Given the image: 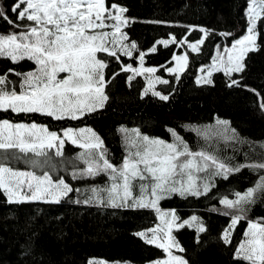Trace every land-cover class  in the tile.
Wrapping results in <instances>:
<instances>
[{"label":"snow or ice","instance_id":"snow-or-ice-1","mask_svg":"<svg viewBox=\"0 0 264 264\" xmlns=\"http://www.w3.org/2000/svg\"><path fill=\"white\" fill-rule=\"evenodd\" d=\"M126 12L127 8L114 2L109 4L108 0H13L7 8L0 3V21L14 29L0 33V59L16 65L27 60L34 65L27 72L9 68L7 72L0 73V112L22 116L39 114L62 121L80 120L103 109L109 100L107 85L119 73L106 79L105 70L109 65L100 54L120 62L119 54L132 57L135 52L139 67L121 63L120 70L131 73L127 76L129 86L137 76L147 74L148 86L143 95L151 93L162 101H168L169 95L157 91L155 86L169 84V81L155 75L157 68L144 66L148 53L140 51L136 42L124 31L132 23L125 16ZM246 23L244 35L235 39L231 47H225L223 54L218 49L212 64L200 68V72L205 74L197 78V84H212L214 72H223L231 78L234 73L244 71L247 54L259 50L258 41L264 31V0H248ZM198 30L203 38L194 43L189 42L187 36L177 40L174 35L156 43L165 48L170 44H187L192 52L198 53L210 34L207 29ZM222 35L229 36L231 33ZM148 51L155 53L157 48L153 46ZM172 59L176 62L175 67L165 70L178 81L179 74L188 67L189 56L185 52L180 56L174 55ZM12 76L17 79H11ZM233 86L239 87L240 81L230 79L228 87ZM250 91L260 97L254 89ZM259 107L264 110V97L260 98ZM168 131L174 137L172 143L150 138L138 128L121 127L119 132L124 137L128 154L117 166L107 158L103 139L91 128H67L61 135L34 121L25 123L0 119V190L9 203H60L73 191H80L73 189L63 178L54 181L50 175L51 171L65 163L55 158L64 157L65 140H68L83 149L77 160L86 165L78 169L75 162L67 161L73 164V179L95 178L103 174L111 181L107 187L91 188L90 196L75 202L154 210L160 223L135 235L167 253L166 259L154 264H189L183 256L173 254V249L185 251L173 235V230L195 226L199 233H204L207 229L198 216L182 220L175 209L163 210L160 201L173 194L184 198L207 196L215 186V177L227 179L229 174L240 172L242 168L264 172V162L253 161L231 167L206 151H192L174 129ZM192 131L205 140L222 135L226 140L238 141V134L231 128L230 122L219 118L215 125ZM260 147L264 149V144ZM19 162L28 165L30 170L13 166V163ZM37 169L41 171L40 175H37ZM199 173L205 175L199 177ZM262 194L264 175L259 176L254 187L243 193L236 192L235 199L225 196L219 201L225 209L222 215L230 217V224L221 237L225 244L232 243L236 226L241 221H247L244 239L235 248V258L247 264H264V222L250 220L247 216L250 206ZM89 264L105 262L91 260Z\"/></svg>","mask_w":264,"mask_h":264},{"label":"trees","instance_id":"trees-1","mask_svg":"<svg viewBox=\"0 0 264 264\" xmlns=\"http://www.w3.org/2000/svg\"><path fill=\"white\" fill-rule=\"evenodd\" d=\"M12 2L0 0L5 8ZM113 2L127 8L125 16L132 23L124 31L140 51L148 53L144 66L157 68L156 73L169 81V84L156 86L157 91L169 95V100L162 101L151 93L143 95L146 88L144 76H137L129 86L127 76L131 73L122 72L121 63L139 67L135 52L132 57L119 54L120 62L100 54L109 65L105 70L106 79L119 73L107 85L109 100L103 109L80 120L56 121L39 114L22 116L11 112H0V119L34 121L58 134L67 128L89 127L103 139L107 158L118 166L127 156V146L119 132L121 127H136L143 134L167 141H174L168 131L174 129L192 151H206L231 167L253 161L264 162V149L260 147L264 144V110L259 107L260 98L264 97V31L258 41L259 50L247 54L242 73H234L230 78L223 72H214L212 84L196 83L200 68L212 63L217 50L231 45L245 34L248 0H108L109 4ZM199 28L209 30L210 34L198 53L192 52L187 44H170L165 48L156 43L173 35L177 40L187 36L188 41L194 43L203 38ZM12 30L0 21V33ZM223 33L231 35L224 36ZM153 46L157 48L155 53L148 51ZM185 52L189 56L188 67L177 81L165 69L173 65L174 55ZM9 68L27 72L34 65L27 60L16 65L0 59V73ZM10 78L17 79L15 76ZM230 79L239 80L240 86L228 87ZM250 89L260 93V97ZM217 118L230 122L238 134V141L226 140L222 135L205 140L192 131L215 125ZM63 151L64 157L55 158L65 161L57 167V179L64 178L73 189L80 191L93 188L98 176L73 179V164L67 163L75 162L78 169L85 167L77 160L81 148L66 141ZM13 166L30 170L23 162L13 163ZM260 175L264 172L242 168L240 172L229 174L227 179L215 177V186L207 196L184 198L173 194L161 200L162 209H175L182 220L198 216L207 229L204 233H199L195 226L174 229L173 235L185 249L176 252L189 264H247L235 258V248L244 239L247 221L236 226L232 243L225 244L221 237L230 224V217L222 215L225 209L219 201L225 196L235 199L236 192L243 193L254 187ZM101 178L107 179L103 174ZM80 191H73L60 203H9L0 190V264H89L92 258L147 264L166 257L163 249L147 244L135 235L158 224L154 210L112 208L95 202L76 203V200L83 201L87 197L80 195ZM247 216L250 220L264 222V194L250 206Z\"/></svg>","mask_w":264,"mask_h":264},{"label":"rangeland","instance_id":"rangeland-1","mask_svg":"<svg viewBox=\"0 0 264 264\" xmlns=\"http://www.w3.org/2000/svg\"><path fill=\"white\" fill-rule=\"evenodd\" d=\"M127 43V42H126ZM225 47H231V45H224L223 47H222V49L220 50V52H221V54H223V49L225 48ZM184 53H181V54H177L176 56H180V55H183ZM216 56H217V54L215 55V57L214 58H216ZM174 61V60H173ZM175 61L173 62V65L171 66V67H175ZM212 64V63H211ZM210 64V65H211ZM209 65V66H210ZM205 68H207V66L205 67ZM205 73H201L200 72V70H199V75H198V77H200V76H202V75H204ZM61 75H64V74H61ZM155 75H157V76H160V75H158L157 73L155 74ZM180 75V74H179ZM146 76H147V74H145V78H146ZM161 77V76H160ZM197 77V78H198ZM162 79H164L163 77H161ZM212 78V77H211ZM158 85V84H157ZM156 85V86H157ZM148 85H147V79H146V87H147ZM155 86V87H156ZM83 128H89V127H83ZM124 128H127V127H124ZM79 129V128H78ZM127 129H136V127H134V128H127ZM141 132V131H140ZM142 133V132H141ZM63 134V132L61 133V135ZM143 134V133H142ZM149 136V135H148ZM150 138H159V137H152V136H149ZM159 139H161V138H159ZM164 140V139H163ZM66 141H68V140H65V142ZM166 142H168V143H172L173 141H167V140H165ZM76 145V144H75ZM78 146V145H77ZM55 151V150H54ZM83 151V149H81V152ZM80 152V153H81ZM127 154H128V152H127ZM183 159V158H182ZM85 167H86V165H85ZM84 167V168H85ZM36 172H37V175H40L41 174V171L39 170V169H37L36 170ZM50 175H52V177H53V180L55 181V180H57V175H58V169H56V170H54V171H51L50 172ZM199 177H203L205 174L204 173H199V174H197ZM102 177V175L101 176H98L97 178H98V182L96 181L95 183H94V187H100V188H103V187H107V186H109L110 185V183H111V181L109 180V178L107 177V179H105V178H101ZM64 179V178H63ZM65 180V179H64ZM66 181V180H65ZM102 182V183H101ZM198 183H201V181H199L198 180ZM72 186V185H71ZM91 189V188H90ZM90 189H88V190H82V191H80V193L83 195H85V196H90L91 195V192H90ZM137 193V190H135L134 189V194H136ZM80 194V195H81ZM102 195H104V194H102ZM86 197V198H87ZM163 210H165V209H163ZM165 211H167V210H165ZM158 220H159V218H158ZM160 223V221L158 222V224ZM155 227V226H154ZM173 254L174 255H178L177 254V252H176V249H173ZM178 256H181L180 254L178 255ZM167 258V255H166V257L165 258H163V259H166ZM163 259H159V260H163ZM91 260H102V261H104L105 262V264H131V263H128V262H108V261H106L105 259H101V258H92ZM90 260V261H91ZM155 261H158V260H155ZM155 261H153V262H150V263H147V264H154V262Z\"/></svg>","mask_w":264,"mask_h":264},{"label":"bare ground","instance_id":"bare-ground-1","mask_svg":"<svg viewBox=\"0 0 264 264\" xmlns=\"http://www.w3.org/2000/svg\"><path fill=\"white\" fill-rule=\"evenodd\" d=\"M146 66V65H145ZM147 67V66H146ZM145 133V132H144ZM124 146V145H123ZM125 148V147H124ZM118 166V165H117ZM98 182V181H97ZM102 183V182H101ZM96 184V183H95ZM74 188V187H73ZM81 189V188H80ZM83 190H85V189H83ZM79 194H81V193H79ZM74 195V194H73ZM84 196V195H83ZM70 202V201H69ZM106 206V205H105ZM80 207V206H79ZM177 254H178V252H177ZM179 255V254H178Z\"/></svg>","mask_w":264,"mask_h":264}]
</instances>
